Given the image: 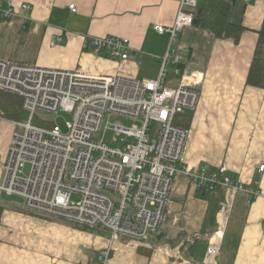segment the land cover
<instances>
[{
    "label": "crops",
    "instance_id": "1",
    "mask_svg": "<svg viewBox=\"0 0 264 264\" xmlns=\"http://www.w3.org/2000/svg\"><path fill=\"white\" fill-rule=\"evenodd\" d=\"M179 1L12 0L15 16L0 17V60L155 80L169 39L154 26H171ZM203 1L197 0V7ZM244 2L245 30L238 44L214 39L192 25L185 28L174 45L185 32L195 34L198 40L189 50L194 64L189 53L179 52L180 79L175 81L168 73L165 84L187 83L190 74L199 82L195 112L180 114L191 116L184 166L215 170L225 163L229 176L259 196L249 199L237 193L224 220L220 210L225 190H199L189 177L177 174L161 229L145 243L125 238L110 242L100 229L41 217L0 200V264H95L102 252L107 253L106 264H264V171H258L264 165V0ZM22 4L29 10H21ZM71 4L75 13L68 9ZM57 36L63 42L51 46ZM105 36L127 39L132 58L108 60L84 50L87 40ZM14 130L15 121L0 118V183ZM218 231L221 250L213 259L206 250L218 240Z\"/></svg>",
    "mask_w": 264,
    "mask_h": 264
},
{
    "label": "built area",
    "instance_id": "2",
    "mask_svg": "<svg viewBox=\"0 0 264 264\" xmlns=\"http://www.w3.org/2000/svg\"><path fill=\"white\" fill-rule=\"evenodd\" d=\"M19 8L29 10L26 4ZM196 8L197 0H180L173 24L154 26L169 39L155 80L0 60V92L19 97L27 114L26 120L15 122L0 194L22 199L26 212L106 230L110 242L125 238L137 243L148 242L159 233L177 174L189 177L198 189L225 190L224 220L237 193L257 198L259 192L228 175L225 163L215 170H191L183 164L188 129L178 127L175 119L195 112L199 82L192 74L190 81L180 80L176 87L165 82L170 64L174 76L181 73L183 58L173 46L179 34L192 25L191 11ZM68 9L77 11L74 4ZM15 14L12 0L0 1L2 19L10 20ZM62 42L57 36L50 45ZM84 50L108 60L132 58L129 41L119 37L89 39ZM59 113L70 115L67 133L46 118ZM37 117L38 124L34 122ZM110 117L127 123H110ZM258 171L263 172L264 165ZM216 234L218 240L206 250L213 259L221 250V234ZM106 259L107 253L102 252L95 264H106Z\"/></svg>",
    "mask_w": 264,
    "mask_h": 264
},
{
    "label": "trees",
    "instance_id": "3",
    "mask_svg": "<svg viewBox=\"0 0 264 264\" xmlns=\"http://www.w3.org/2000/svg\"><path fill=\"white\" fill-rule=\"evenodd\" d=\"M245 6L243 0H204L201 6L191 11V28L205 31L214 39H232L238 44L245 30L241 20ZM0 113L3 118L15 122H21L27 115L21 107V99L4 92H0ZM190 119V115H178L175 124L187 129ZM2 210L0 205V215Z\"/></svg>",
    "mask_w": 264,
    "mask_h": 264
},
{
    "label": "rangeland",
    "instance_id": "4",
    "mask_svg": "<svg viewBox=\"0 0 264 264\" xmlns=\"http://www.w3.org/2000/svg\"><path fill=\"white\" fill-rule=\"evenodd\" d=\"M196 40H198V39H197V37H196L195 34H192L190 32H185L183 34L181 40L179 41V43L177 41V46L174 45V48H176L177 50H179L178 52H181L182 55H185L186 53H189V50L192 49L191 44L194 41H196ZM206 43H207L206 41H203V43H202V49H204V46L206 45ZM194 56L195 55H192V58H194ZM171 69H172V67L169 69V73H170L169 77H172L175 81H178L180 79V77L174 76ZM46 118H47V120H49V121L55 123L56 125H58V127L60 128V130L62 131V133H67L68 130H67L66 123L68 121H70V115L68 113H59V115H57V116L56 115L55 116L46 115ZM26 119H27V115H26V117H25L24 120H26ZM39 119H40L39 117L35 118L34 122L36 124H38L39 121H40ZM24 120H22V121H24ZM109 122L110 123H114V122L127 123L124 119H121V118H112V117L109 118ZM152 126H153V129L157 128L154 124ZM110 136H111V133H108V137L109 138H110ZM28 170H29V167L26 166L24 168V171H23L25 175L28 173ZM77 199H78L77 197H73V200H77ZM224 203H225V200H224V202L222 204V207H223ZM18 205H19V207L22 208V204L21 205L18 204ZM222 207H221V210H222ZM100 232L102 234H104V235H105V233H107V235H108V231L106 232V230L100 229ZM88 264H91V263H88Z\"/></svg>",
    "mask_w": 264,
    "mask_h": 264
},
{
    "label": "water",
    "instance_id": "5",
    "mask_svg": "<svg viewBox=\"0 0 264 264\" xmlns=\"http://www.w3.org/2000/svg\"><path fill=\"white\" fill-rule=\"evenodd\" d=\"M188 60L191 61V64H194V59L191 58V52L188 54ZM0 200L5 201V202H14L17 204H22V199L15 197V196H10L5 193L0 194ZM162 237V235H159L157 239L159 240Z\"/></svg>",
    "mask_w": 264,
    "mask_h": 264
},
{
    "label": "bare ground",
    "instance_id": "6",
    "mask_svg": "<svg viewBox=\"0 0 264 264\" xmlns=\"http://www.w3.org/2000/svg\"><path fill=\"white\" fill-rule=\"evenodd\" d=\"M186 81H188V79H186ZM221 234V232H219Z\"/></svg>",
    "mask_w": 264,
    "mask_h": 264
}]
</instances>
